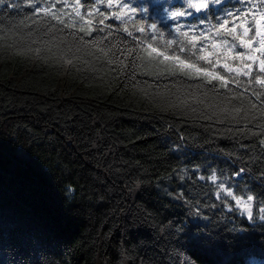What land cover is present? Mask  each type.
<instances>
[{
    "label": "trees",
    "instance_id": "trees-1",
    "mask_svg": "<svg viewBox=\"0 0 264 264\" xmlns=\"http://www.w3.org/2000/svg\"><path fill=\"white\" fill-rule=\"evenodd\" d=\"M14 2L0 5V31L42 36L55 25L50 36L63 38L61 48L78 44L83 33L76 23L46 18V25L25 30L20 21L40 16L27 4L10 7ZM160 2L134 19L158 21L164 39H177ZM165 2L180 7V0ZM237 6L225 0L218 7ZM101 11L121 48L136 47L116 31L115 9ZM220 14L180 22L204 30L199 21L215 23ZM98 35L104 34L85 39ZM104 75L103 61L85 60L66 73L0 47V264H242L247 252H264V133L255 123L219 125L158 108L135 98L114 71L107 83ZM182 79L188 88L198 82ZM231 87L255 100L244 84ZM214 172L236 195L255 197L253 218L231 198L217 199L216 185L200 179Z\"/></svg>",
    "mask_w": 264,
    "mask_h": 264
},
{
    "label": "clouds",
    "instance_id": "clouds-1",
    "mask_svg": "<svg viewBox=\"0 0 264 264\" xmlns=\"http://www.w3.org/2000/svg\"><path fill=\"white\" fill-rule=\"evenodd\" d=\"M50 2L51 0H18L9 6L20 8L21 3L27 4L35 9V13L39 14V20L34 14L31 18L26 17L20 21L25 30L33 29L38 24L44 26L47 24V19L55 21L57 25H63L64 16L62 13L47 11ZM5 3L6 0H0V5ZM224 3L225 0H180L182 7L174 8L169 6L165 0H161L160 4L165 13V20L170 23L174 22L175 26L172 31L177 37V39H164L165 32L158 27V21L142 24L140 20L134 19L137 11L145 16L150 14L153 0H148L147 4L139 9L131 6V0L129 2L120 0L115 4L109 3L108 0H95L90 15L96 22L95 28H98L99 33L104 35L85 39V37L92 36V31H95V28L86 30L82 36L77 35V45L71 48H61L60 43L63 38L52 39L50 34L55 31V25H48L42 36L15 37L11 32L0 31V47L13 53L18 52L34 63L59 68L66 73L69 69H75L77 65L83 64L85 60L89 65L93 61L97 64L103 61L105 62L106 75L101 79L106 83L109 82L114 71L120 80H126L130 93L142 102L150 103L158 108L167 106L182 115L202 117V119L213 121L219 125L244 124L246 129L247 124L255 123L256 128L264 133V119L256 122L257 117L264 118V101L260 100L264 91L255 93V100H253L245 92L234 91L231 87L225 88L224 83L215 75L214 70L212 74L207 71L200 73L196 71L201 62L209 66L216 65V57L223 55L224 59L229 61L227 65L223 66V70L229 74H237V88L242 84L239 74L242 70L247 71L243 67L246 61L242 56H228L225 50L232 49L234 51L237 46L246 47L240 40L241 36H248V29L244 28L243 24H251L256 17L264 15V0H238L239 6L224 7L221 10L218 6L224 5ZM37 4L40 6L39 10L36 8ZM101 6L105 10L115 9L113 12L122 13V15L112 16L121 22L120 28L116 29L117 32H123L132 37L133 31H139L140 28L147 25L149 31L159 33V38L157 35H153L152 41L154 44L160 45L162 52L148 53L143 48L129 47L127 44L121 48L118 37L110 30L109 26L106 23H100V21L109 19V16L101 11ZM210 10L221 14L216 16L215 23L211 18H208L206 22L199 21L207 32L198 29L196 23L182 24L180 22L181 18H189L193 14L207 15ZM175 12H180L181 16H174ZM79 13L80 9L76 8L73 14L79 17ZM57 15H61L63 18L56 19ZM234 17H238L241 22L235 31L219 27V24H223L225 21H233ZM29 19L32 21L31 25H29ZM74 23L75 21H70V24ZM125 24L128 27H124ZM152 25L157 27L153 28ZM184 28H187V31H182ZM257 30H259V26H257ZM191 36H198L199 39L193 40ZM132 38L135 39V37ZM198 42H203V47L198 49ZM205 49L207 52L204 51ZM179 53L186 54V58L189 59L188 64L178 65L175 59H164L165 54L176 56ZM138 76L152 77V81H142L138 79ZM184 77L198 82L195 87L188 88L187 81L182 79ZM168 78H172V81L159 83L162 80L167 81ZM259 87L264 89V84ZM222 89L223 91H221ZM251 134L257 135L256 132ZM216 188L219 189L220 186L217 184ZM246 203L249 205L250 211L253 201L248 199ZM244 213V210H241V214ZM259 219L264 222V215H260ZM242 264H264V252H247L242 256Z\"/></svg>",
    "mask_w": 264,
    "mask_h": 264
},
{
    "label": "snow or ice",
    "instance_id": "snow-or-ice-1",
    "mask_svg": "<svg viewBox=\"0 0 264 264\" xmlns=\"http://www.w3.org/2000/svg\"><path fill=\"white\" fill-rule=\"evenodd\" d=\"M109 3H119L120 0H108ZM125 2V0H124ZM59 3L62 5L60 8H57L56 5ZM95 4V0L89 4L85 3L84 0H72L71 3H69V0H51L49 7L47 8L48 12H57L62 13L64 15H68V21H63V24H67L70 21H75L76 24L80 25V33H84L86 30H92L95 28V21L91 18V13L93 11V6ZM182 7V5H180ZM179 7V8H180ZM37 10H39L40 6L37 4L36 6ZM76 8L80 9L79 17L74 16V10ZM85 9L84 12L81 11V9ZM65 9H70V13H66ZM255 11V10H254ZM117 15H122L119 11L113 12L112 16L115 17ZM174 16L180 17V12L173 13ZM63 17L61 15H57L56 19H62ZM114 21L119 22V25L117 26V29L120 28L121 22L112 18ZM143 24L144 21L140 20ZM101 24L106 23V21H100ZM178 23V21H177ZM241 22L238 17H234L233 21H225L223 24H219V27L222 29H227L230 31H235L238 26H240ZM257 26H259V30H257ZM124 27H128L127 24L124 25ZM153 28H156V25H152ZM243 27L248 29V36H241L240 40L243 44L246 45V47H240L237 46L236 49L233 51L232 49H226L228 56L236 57V56H242L245 59L244 63V69H247V71H241L239 74V79L242 81L241 77H247L248 80L246 82L242 81V84H244V87L246 91H250L252 94V97L255 98V93L262 92L264 89H261L259 85L264 84V15L256 17V19L251 24H243ZM110 28V26H109ZM95 31H99L98 28H95ZM92 31V34L93 32ZM183 31V30H182ZM203 31L207 32L206 29ZM140 33V37H136L134 33ZM148 27L145 25L143 28H140L139 31H133L132 37H135L133 39V43L138 46L139 48L145 49L148 53H161L162 49L157 44H154L152 41V36L157 35L159 38V33L152 32L153 34L151 36L148 35ZM127 37H129L127 35ZM191 39L198 40V36H191ZM145 41H149L148 43H145ZM203 44V42H201ZM198 49L201 48L197 45ZM237 48L243 49V51H237ZM207 52V49L204 50ZM178 52V49H177ZM135 55V53H133ZM164 59H175L178 63V65H184L189 63V59L186 58V54L179 53L176 56H170L165 54ZM216 65H205L200 64L196 71L197 73L207 71L209 74L213 73V70L215 72V75L219 78L220 81H222L225 85V88L231 87L233 83L236 84L237 81V74L236 73H227L223 70V66L227 65L229 63L228 60L224 59L223 55L216 57ZM238 67V65H235ZM220 70H223V74ZM232 88V87H231ZM223 90V89H222ZM235 91V89H233ZM260 100L264 101V95L260 96ZM261 145H264V140L260 141ZM243 171V169H242ZM239 174V173H238ZM201 180H210L214 185H219L220 188L216 192L217 199L221 200H227V198H231L232 201L235 202V205L238 206L241 210H244V212L247 214L248 218H253V204L251 206V210L249 211V205L246 203L248 199H251L254 201L255 197L253 195H246V198L243 196H238L234 193V190L231 186H226L224 183L218 181V177L216 173H212L210 176L205 177L201 176ZM232 210V209H230ZM261 212H264V209H260ZM185 264H187V261H185Z\"/></svg>",
    "mask_w": 264,
    "mask_h": 264
},
{
    "label": "rangeland",
    "instance_id": "rangeland-1",
    "mask_svg": "<svg viewBox=\"0 0 264 264\" xmlns=\"http://www.w3.org/2000/svg\"><path fill=\"white\" fill-rule=\"evenodd\" d=\"M234 204H235V202H234ZM236 207H238V206H236ZM239 208V207H238ZM240 209V208H239ZM241 210V209H240ZM246 214V213H245ZM247 215V214H246Z\"/></svg>",
    "mask_w": 264,
    "mask_h": 264
},
{
    "label": "built area",
    "instance_id": "built-area-1",
    "mask_svg": "<svg viewBox=\"0 0 264 264\" xmlns=\"http://www.w3.org/2000/svg\"><path fill=\"white\" fill-rule=\"evenodd\" d=\"M239 175V174H238ZM238 175H236V176H238Z\"/></svg>",
    "mask_w": 264,
    "mask_h": 264
}]
</instances>
